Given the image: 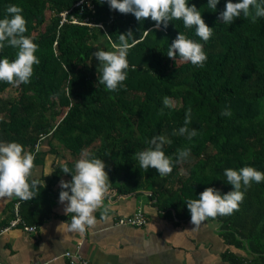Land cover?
<instances>
[{"label":"trees","instance_id":"trees-1","mask_svg":"<svg viewBox=\"0 0 264 264\" xmlns=\"http://www.w3.org/2000/svg\"><path fill=\"white\" fill-rule=\"evenodd\" d=\"M79 1L0 0V19L9 5L22 8L25 35L38 45L40 61L28 84L0 82V141L22 144L35 154L34 165L43 159L35 149L42 139L72 154V161L55 169L44 187L40 184L36 197L13 200L12 218L19 201L20 219L37 227L49 213V190L61 168L73 171L85 150L104 161L110 189L148 193L156 209L177 223L191 219L186 204L199 199L205 188L221 194L232 190L226 168L251 166L264 172V17L252 23L241 14L226 24L219 17L227 0H218L215 10L208 0H187L213 28L205 42L182 20L157 27L151 18L138 22L132 14L111 10L106 0ZM62 12L65 20L60 22ZM129 30L135 39L129 41L127 79L123 88L110 92L98 82L93 53L113 51L112 43L119 44V34ZM178 33L203 45V67L178 54L175 60L167 56ZM16 51L6 46L0 59L13 60ZM8 88L12 93L3 95ZM164 97L173 101L172 107H164ZM189 108L187 127L197 131L191 140L178 133ZM225 109L230 116L221 114ZM154 136L171 141L163 147L174 162L166 176L152 168L145 171L134 158ZM183 148H190V154L176 163L177 150ZM207 219L216 221L214 231L226 246L219 253L223 264H264V181L252 183L238 210Z\"/></svg>","mask_w":264,"mask_h":264},{"label":"clouds","instance_id":"clouds-1","mask_svg":"<svg viewBox=\"0 0 264 264\" xmlns=\"http://www.w3.org/2000/svg\"><path fill=\"white\" fill-rule=\"evenodd\" d=\"M83 2L84 0H81V3ZM106 2L111 10L121 14H132L138 22L151 18L157 27L163 24L166 28L173 19L182 20L185 28L195 27L196 36L205 42L213 35V28L204 22L201 12L195 5H188L187 0H106ZM217 3L218 0H208L207 6L215 10ZM250 9H254V13ZM22 11L19 6L9 5L4 18L0 19V50L6 46L17 49L15 59L9 60L6 57L0 59V82L16 87L20 84H28L33 75V66L40 63L35 55L38 45L31 37L25 35L28 29ZM241 14L249 18L252 23H256L257 18L264 17V0L259 2L258 0H239L236 3L227 0L219 18L223 23L231 24ZM109 39H111L110 35ZM134 39L132 31L129 30L119 34V44L112 43L113 51L97 49L93 53L98 61L97 71L101 74L98 82L104 85L106 90L115 92L124 87L123 82L127 79L129 68L127 55L132 46L129 41ZM177 54L183 61L190 62L194 66L203 67L207 60L203 45L182 33H178L172 41L167 56L175 60ZM163 105L172 107L173 101L169 97H164ZM162 113L163 109H161ZM221 114L230 116L231 112L225 109ZM190 122L191 109L189 108L185 114V126L178 129V133L186 135L189 140L197 135L196 129L190 130L187 127ZM166 143L170 144L171 141H166L163 136L152 137L148 141L149 147L134 155L140 167L145 171L149 168L155 169L161 176L170 174L174 162L172 157L167 156L163 151ZM189 154L190 148L178 149L175 162H182ZM34 160L35 154L25 151L22 144L15 141H0V199L14 196L20 200L29 201L36 197L41 181L30 179L32 169L35 167ZM105 169L104 161L86 150L82 151L80 159L76 161L74 172L67 166L61 168L63 173L71 174L70 181L61 180L59 184L61 188L59 202L61 204L67 202L65 212L73 214L69 225L70 231L83 233L87 226L94 225L93 213L98 209H102L101 214L107 216L109 208L105 205V198L110 191L111 182ZM224 176L228 184L232 186L231 191L221 194L219 190L207 187L199 194V199L187 202L192 229L198 228L207 218L232 214L234 210H238L246 190L252 183L264 181V172L251 166H245L239 170L226 168Z\"/></svg>","mask_w":264,"mask_h":264},{"label":"crops","instance_id":"crops-1","mask_svg":"<svg viewBox=\"0 0 264 264\" xmlns=\"http://www.w3.org/2000/svg\"><path fill=\"white\" fill-rule=\"evenodd\" d=\"M52 142L42 139L37 148L43 159L32 169L30 179L41 184L55 169L72 161L70 151ZM61 180L70 181L71 176L62 173L52 185L49 213L32 232L20 225L5 227L12 219L11 206L16 197L0 199V259L4 263L35 264L55 258L51 264H68L63 253L72 251L90 264H223L219 253L226 246L214 231V221L206 219L195 229L191 219L177 223L168 213L158 211L146 192L119 194L110 189L105 198L107 216L98 209L93 213L94 225L87 226L83 233L70 231L73 214L65 212L67 202H59ZM138 210L147 216L145 225L115 223L119 216Z\"/></svg>","mask_w":264,"mask_h":264},{"label":"built area","instance_id":"built-area-1","mask_svg":"<svg viewBox=\"0 0 264 264\" xmlns=\"http://www.w3.org/2000/svg\"><path fill=\"white\" fill-rule=\"evenodd\" d=\"M78 3H81V1H79ZM61 16L62 17H61L60 22L65 20V12H62ZM73 21L76 22V20H73ZM37 148H38V145L35 144V149ZM18 204H19V201L14 202L13 204L14 217L8 222V225L5 227L8 228V227L20 225L27 231H31V232L34 231L36 229L34 225H29V224L24 223L18 216ZM146 222H147V216L141 210H138L128 216H119L115 221L116 224L127 225V226H132V227L143 226L146 224ZM63 255L67 258L68 264H90V262L86 258H84L83 256H80L79 254L75 252L65 251ZM54 259L55 258H53L52 260ZM52 260L39 262L35 264H51ZM0 264H6V263H4L0 259Z\"/></svg>","mask_w":264,"mask_h":264},{"label":"rangeland","instance_id":"rangeland-1","mask_svg":"<svg viewBox=\"0 0 264 264\" xmlns=\"http://www.w3.org/2000/svg\"><path fill=\"white\" fill-rule=\"evenodd\" d=\"M11 93H12V89L11 88H8L4 92H2L3 95H8V94H11ZM208 221H210V219H208ZM212 221L215 222V225L217 224L215 220H212ZM209 223H211V221Z\"/></svg>","mask_w":264,"mask_h":264}]
</instances>
